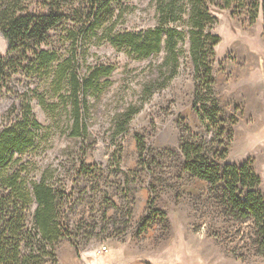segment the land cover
Wrapping results in <instances>:
<instances>
[{
    "label": "rangeland",
    "instance_id": "1",
    "mask_svg": "<svg viewBox=\"0 0 264 264\" xmlns=\"http://www.w3.org/2000/svg\"><path fill=\"white\" fill-rule=\"evenodd\" d=\"M256 2L261 0H233L226 6L224 0H215L210 5V13L216 20L206 32L224 37L215 48L216 54L208 59L216 84H228L232 80L234 85L232 99L226 96V86L218 88L219 91L214 86L221 109L234 131L229 153L220 164L248 162L261 177L259 190L264 194V31L262 18L259 21L261 9L258 18L251 21ZM50 3L49 0H27L29 11L37 14L48 13ZM127 3L129 10L116 30L140 32L158 25L154 0H128ZM69 8L66 7L68 13L74 10L73 5ZM187 9L183 20L177 23L186 33L180 45L183 52L179 73L165 89L143 104V83L151 76L152 67L161 61V54L151 59L139 58L107 40L96 44L94 39H89L78 44L75 50L80 74L89 73L96 66L115 67L110 83L104 84L99 95L90 97L92 107L86 137L71 136L70 106L66 107L52 92L50 79L26 69L28 61H23V50L8 54L7 43L0 36V53L14 57L23 66L18 73L0 81V130L13 124L17 115L22 118L23 112H13V106L19 107L26 93L33 97V113L43 126L36 145L24 154L15 155L9 173H19L27 184L46 176L72 196L62 205L64 224L72 237L55 245L57 264H63L60 255L64 246L71 248L81 264L100 253L103 246L109 254H115L120 246L127 247L133 259L150 255L149 264H179L174 253L178 250L182 257L185 246L182 241L173 244V239L207 235L222 239L224 246L221 247L229 251L223 264H264V239L257 236L253 221H238L231 216L232 209L224 200L223 184L209 187L211 199L220 208L218 217L205 215L200 208L188 210L187 207L190 201L203 203V199L189 191L195 187L194 180L184 176L182 170V136L186 127L208 139L216 135L194 107L196 88L200 86L203 102L199 106L213 108L205 65L197 74L191 56L188 5ZM74 19L71 16L68 28L75 25ZM62 29L52 32V45H43V48L61 47L60 54L67 57L72 50ZM234 47L232 53L219 59ZM255 51L261 54L256 55ZM36 90L44 94L45 102L40 101ZM132 102L142 104V109L124 133H117V113ZM138 135L146 145L142 155ZM226 136L217 142L223 140L227 144ZM223 144L216 148L223 149ZM171 191L176 197L175 206L169 197ZM211 199H204L206 205L213 203ZM35 207L33 201L28 211L30 220ZM144 223L146 227L142 229ZM195 242L192 247L197 253L200 247H206ZM197 255L193 259L199 261ZM47 264H55L54 259H48Z\"/></svg>",
    "mask_w": 264,
    "mask_h": 264
},
{
    "label": "trees",
    "instance_id": "2",
    "mask_svg": "<svg viewBox=\"0 0 264 264\" xmlns=\"http://www.w3.org/2000/svg\"><path fill=\"white\" fill-rule=\"evenodd\" d=\"M127 1L49 0L50 11L37 14L29 11L27 0H0V36L7 43L8 54L23 50V61H28L26 69L50 79L52 92L65 102L66 107L70 106L71 136L86 137L92 107L90 97L99 95L104 84L110 83L109 77L115 67L96 66L89 73L80 74L75 50L78 44L89 39H94L96 44L107 40L114 47L125 48L139 58L151 59L161 54V61L152 67L151 76L143 83V104L165 89L179 73L183 52L180 45L185 41L186 33L177 23L183 20L188 5L191 56L197 74L205 65L206 84L213 106L211 109L206 105L199 106L203 102L199 86L194 107L208 123V129L215 130L216 135L208 139L186 127L180 144L183 170L192 177L209 182L210 187L223 184L224 200L232 209L231 216L238 221H253L257 236L264 239V194L259 190L261 177L248 162L220 164L229 153L234 131L216 97L213 68L208 63L221 42L220 35L206 32L216 20L210 13V5L215 0H154L158 15L156 27L140 32H120L116 28L129 10ZM224 1L226 6L233 2ZM72 5L74 10L66 12V7ZM253 8L255 12L251 14V21L258 18L261 9L264 29V0L254 3ZM71 16L75 17V25L68 28ZM61 28L70 41L69 50H72L67 57L60 54L61 47L43 48V45H52L51 33ZM26 53H32V56ZM22 67L14 57L0 53V81L18 73ZM35 94L42 103L46 101L44 94L37 90ZM25 96L19 107L13 106V112H23L22 118L17 115L13 124L0 130V264H47L50 258L57 264L55 245L72 237L62 216V205L71 199V194L57 188L46 176L27 184L19 173L10 174L8 170L16 154H24L36 145L39 130L43 128L33 113V97L29 93ZM142 104L132 102L117 113V133L127 130L134 116L141 111ZM225 135L227 144H223V140L217 142ZM137 141L142 155L146 145L140 135ZM222 144L223 149L216 148ZM33 201L36 207L30 220L28 211ZM145 223L142 229L146 227Z\"/></svg>",
    "mask_w": 264,
    "mask_h": 264
},
{
    "label": "crops",
    "instance_id": "3",
    "mask_svg": "<svg viewBox=\"0 0 264 264\" xmlns=\"http://www.w3.org/2000/svg\"><path fill=\"white\" fill-rule=\"evenodd\" d=\"M259 16H260L259 21L262 18L261 26H262V30L264 31L262 12ZM220 37H221V42L224 41V37H222L221 35ZM242 39H244L247 42V39L245 37ZM237 41L234 42L235 45L237 44ZM246 42H244L245 45H247L248 43ZM235 49L236 47L227 50L223 54L222 57H219V59L225 58V56L228 55V53H232V50H235ZM215 53H216V49H215ZM255 54L258 55V54H261V52L255 51ZM216 87H217V90L218 88L225 87L226 96L229 97L230 99L233 98L234 85H233L232 80H230L228 84L227 83L219 84V82H217ZM184 173H185L184 176H187L188 178L190 177L194 180L195 188L194 190H189L191 194L194 195L195 197L203 199V203L200 202L199 200H198L199 202L190 201V203H188V206H187L188 210H192L194 208H200L201 210H203V213H205V215H211L212 217H218L219 215L217 214L221 215V213L219 212L220 211L219 205L216 203V201L211 199L212 195H211V192L209 191V187H210L209 182L202 180L200 178H197V177H192L190 173L186 171H184ZM198 189H203V191L198 190ZM169 197L171 198L172 206H175L174 203H176L177 201H176L175 194H173L172 191L171 193H169ZM205 198L213 200L214 204L210 202L209 205H206V203L204 202ZM143 236H146V235L143 234ZM221 240L222 239H218L217 237L212 236V235L211 236L207 235L206 237H201V238H191L189 236H176L173 239L172 243L181 244L180 241H182V244L185 246L183 248L182 257H180V253L178 250L175 251L174 255L176 256V261L180 262L179 264H223L224 256L227 253H229V251H226L224 247H223L224 249L221 247V246H224V242H222ZM195 241H199L200 245H206V247H200L198 249V251L200 252L197 253L196 249L192 247L193 244L196 243ZM217 246L219 247L218 249H217ZM108 251L109 250L107 248V251H104V252L100 251V253H98L97 255L91 256L90 259L86 260L85 264H149V261H150L149 258L151 257L150 255H148V257L141 255V257L143 256L142 258L133 259V255L131 252H128V248L122 247V246L116 249L115 254L114 253L109 254L110 252ZM194 255L199 256V261L193 259ZM60 259L63 264H81L75 258V255L69 246H64V249L62 250V253L60 255Z\"/></svg>",
    "mask_w": 264,
    "mask_h": 264
},
{
    "label": "built area",
    "instance_id": "4",
    "mask_svg": "<svg viewBox=\"0 0 264 264\" xmlns=\"http://www.w3.org/2000/svg\"><path fill=\"white\" fill-rule=\"evenodd\" d=\"M101 251H107V247L103 246Z\"/></svg>",
    "mask_w": 264,
    "mask_h": 264
}]
</instances>
